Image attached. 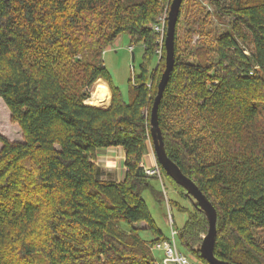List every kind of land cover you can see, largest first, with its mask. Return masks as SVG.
<instances>
[{
	"label": "trees",
	"instance_id": "trees-1",
	"mask_svg": "<svg viewBox=\"0 0 264 264\" xmlns=\"http://www.w3.org/2000/svg\"><path fill=\"white\" fill-rule=\"evenodd\" d=\"M171 1L0 0V97L23 138L0 134V264H157L150 245L168 237L142 198L161 193L141 159L165 67L154 26ZM206 2L182 0L158 123L167 156L216 210L214 255L264 264V0ZM120 34L143 45L128 100L102 59ZM110 146L125 152L121 181L95 163ZM173 204L187 211L179 247L208 264L205 214Z\"/></svg>",
	"mask_w": 264,
	"mask_h": 264
},
{
	"label": "rangeland",
	"instance_id": "rangeland-1",
	"mask_svg": "<svg viewBox=\"0 0 264 264\" xmlns=\"http://www.w3.org/2000/svg\"><path fill=\"white\" fill-rule=\"evenodd\" d=\"M200 1H202L203 5L206 7L207 10L211 11L212 7L209 6L206 0H200ZM212 24L216 25L218 28L222 27V24H220L215 19H212ZM197 38L198 36L194 35L192 37L193 40L191 41V44L194 41H197ZM129 47H130L129 36L127 34H120L116 36V38L108 47V49H106L103 52V56H102L103 64L110 73L112 83L119 87L125 100H128L129 79L132 78V75L134 73L135 74L138 73L139 64L142 61V52H143V45L141 43L131 46L132 47L131 50H130L131 47L130 48ZM132 51L134 54L133 60L131 59ZM156 61L157 58L156 56H154L150 61L149 64L150 67L154 66ZM93 84L88 88L89 89L88 96L91 95ZM0 134L4 135L11 141H21L23 139L18 124L11 121L10 113L1 97H0ZM149 145L151 146V143H149ZM108 175H109L108 177L110 178L111 174ZM162 180L164 183V190L166 192V197L163 194V188L161 182L157 178H150V185L153 187L155 191L161 193L160 198L156 199L153 196V193L151 192L150 188L144 189L141 195L150 211V214L152 216V219L154 220L155 225L157 226V228L160 229V231L165 237H169L170 222L167 216L168 207L170 209L169 212L172 215L173 228L175 230H180L185 220L187 219V211L178 210L173 203L177 202L181 206L186 207L187 209L190 210L192 209V203L189 198L180 194V191L177 189V187H175L173 183L168 178H166L164 174L162 175ZM139 223L140 222L135 223L134 225L139 226ZM255 233L257 239L264 244V227L257 229ZM138 234L140 237L145 239H149L151 236L149 230H138ZM152 254L156 259V261H160L161 259L160 251L154 249L152 251ZM188 254L192 256V258L197 259L198 262H200L201 264H204L201 261H199L200 259H198L196 256L190 253Z\"/></svg>",
	"mask_w": 264,
	"mask_h": 264
},
{
	"label": "water",
	"instance_id": "water-1",
	"mask_svg": "<svg viewBox=\"0 0 264 264\" xmlns=\"http://www.w3.org/2000/svg\"><path fill=\"white\" fill-rule=\"evenodd\" d=\"M181 3L182 0H172L166 16V31L163 38L165 67L157 84V93L154 97L149 114L151 147H153L155 161L176 184L182 186L186 190L185 195L190 199L192 205L205 214L208 227L198 248L201 257L204 258L208 264H228L218 259L213 252L216 242V210L208 198L196 187L197 185L190 178L185 176L179 167L167 156L162 139V132L158 123V104L162 96V90H164L168 77H170L169 74L174 63V33ZM131 59H134L133 53Z\"/></svg>",
	"mask_w": 264,
	"mask_h": 264
},
{
	"label": "built area",
	"instance_id": "built-area-1",
	"mask_svg": "<svg viewBox=\"0 0 264 264\" xmlns=\"http://www.w3.org/2000/svg\"><path fill=\"white\" fill-rule=\"evenodd\" d=\"M166 19V15H162L161 17H159V24L157 23V25L154 26L155 31H157V33H160V39H163V34H164V22ZM130 48V47H129ZM132 49V47L130 48V50ZM159 53V50H158ZM245 54H248V51H244ZM254 69H260L259 66H257V64L253 67ZM252 73V71H251ZM89 90V89H88ZM144 173L147 176H152V177H156L162 185L163 188V194L166 197V192L164 190V183L162 180V171L160 169L159 164L154 161L153 164L150 165H142ZM167 201V199H166ZM170 209L168 207V219L170 222V236L162 241H158L152 245H150V250L153 251L154 249L158 250L161 252V259L160 261H156L157 264H201L200 262H198L197 259L192 258V256H190L189 254H187L186 252H184L183 250H181V248L178 245L177 242V234H178V230H175L173 228V220H172V215L169 212Z\"/></svg>",
	"mask_w": 264,
	"mask_h": 264
},
{
	"label": "crops",
	"instance_id": "crops-1",
	"mask_svg": "<svg viewBox=\"0 0 264 264\" xmlns=\"http://www.w3.org/2000/svg\"><path fill=\"white\" fill-rule=\"evenodd\" d=\"M106 83V82H105ZM107 84V83H106ZM108 85V84H107ZM107 106V105H106ZM1 146V143H0ZM147 143V151L142 156L141 165H150L155 161L153 155V149L149 147ZM125 152L120 146H110V147H99L96 149V160L95 163L101 167L107 174H111V178L116 181H121L124 179L125 166H124ZM144 222H140V227H145Z\"/></svg>",
	"mask_w": 264,
	"mask_h": 264
}]
</instances>
